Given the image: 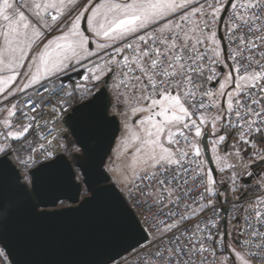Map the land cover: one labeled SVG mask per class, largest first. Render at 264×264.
Returning <instances> with one entry per match:
<instances>
[{
	"label": "snow or ice",
	"instance_id": "snow-or-ice-1",
	"mask_svg": "<svg viewBox=\"0 0 264 264\" xmlns=\"http://www.w3.org/2000/svg\"><path fill=\"white\" fill-rule=\"evenodd\" d=\"M105 88L144 114L124 125L118 179L143 228L100 186ZM63 153L90 193L72 214L95 210L103 239L64 264H264V0H0V264H35L30 223L64 215L38 209L76 202Z\"/></svg>",
	"mask_w": 264,
	"mask_h": 264
},
{
	"label": "water",
	"instance_id": "water-1",
	"mask_svg": "<svg viewBox=\"0 0 264 264\" xmlns=\"http://www.w3.org/2000/svg\"><path fill=\"white\" fill-rule=\"evenodd\" d=\"M81 29L83 31H86V21L81 22ZM218 38L221 39L222 46L224 47L222 25L220 26L218 31ZM103 91L106 97L105 102L107 104L106 118L110 123L108 125V133L102 140L101 148L103 163L100 166V171L103 172L104 176L106 177V183H101L100 186L110 187L114 192L119 194L127 205L128 212L133 215L138 221L137 217L127 204L125 198L120 193L117 186L113 182H111L110 176L104 168L105 162L109 157L115 140L119 134L120 122L117 116L110 114L109 112L111 102L107 88L103 89ZM86 101L87 99L81 103H84ZM65 135H68L69 139H72L71 135L68 132ZM203 145V153L207 161L209 170L213 171L216 177V170L214 168L209 151L208 138L203 141ZM93 146L95 147V145ZM63 155L68 160L69 167L72 168V171L74 173L73 184H75L76 188H78V192L76 191V189H72L69 192L60 194L69 196L74 195L76 202L72 203L68 199H63L60 201H65L68 205L58 207V203L60 201H57L54 206L49 204L46 207H41L38 209V211L48 213L63 212L64 215H58L52 218H41L30 223L29 244L26 249L25 258L35 262V264H64V262L98 258L102 252V220L98 216L96 211L85 210L80 214H72V210L78 208L82 201L88 199L90 197V193L87 191V185L83 183V177L79 173V170L75 168V166L72 164L71 159L66 154L63 153ZM74 155H78V153H74ZM77 173H79L81 177L80 180L77 179ZM83 191L86 194L84 196H81ZM43 195L44 193H42V196ZM226 212L227 207H225V211H222L223 216L225 217ZM130 243H134V241H130ZM126 253L128 252H124V254Z\"/></svg>",
	"mask_w": 264,
	"mask_h": 264
},
{
	"label": "rangeland",
	"instance_id": "rangeland-1",
	"mask_svg": "<svg viewBox=\"0 0 264 264\" xmlns=\"http://www.w3.org/2000/svg\"><path fill=\"white\" fill-rule=\"evenodd\" d=\"M86 28H87V24H86ZM82 30V29H81ZM224 28L222 25V32H223ZM92 50L95 51V45H91ZM101 55H103V53H101ZM93 59H98L97 57H93ZM224 72H227V68H223ZM66 78V77H65ZM73 78L76 79V74H73ZM218 87V85L216 86ZM108 90V89H107ZM96 90L93 89V92H95ZM109 96H110V109L109 112L110 114H113L115 116H117V118L119 119L120 122V130H119V134L115 140L114 146L112 148V151L109 155V157L107 158L104 168L106 170V172L108 173V175L110 176V180L111 182H113L116 186H118L122 191V187L121 185L118 183V179L121 176V170L122 167H124L125 165L131 163V157L128 155V152L125 150L126 146L124 144L121 143V138L124 135V125L127 122L130 126L133 125V122L138 120L140 118V116L144 115L143 113L137 115V116H133L131 113V110L125 106H121L119 107V109L115 106V101L113 98V95L111 93L110 90H108ZM89 98V97H88ZM130 142H131V138H129ZM130 151V150H129ZM232 149L228 148V152H231ZM69 152H71L72 154L76 153L73 149H69ZM117 153H120L119 156H117ZM68 156V153H64ZM225 153L222 151L221 155H224ZM69 157V156H68ZM237 163L239 164L240 161H233V160H229V163ZM244 163H248L247 160L244 161ZM214 167L216 170V179L219 181L221 179V173L219 172V169L217 168L216 163H214ZM109 169H112L111 171ZM239 171L243 172V168L238 169ZM210 171V170H208ZM230 172H226L223 175L225 177H227L228 175H230ZM77 179L80 180L81 177L79 175V173H77ZM86 193L83 191V194L81 196H84ZM68 205V204H67Z\"/></svg>",
	"mask_w": 264,
	"mask_h": 264
},
{
	"label": "built area",
	"instance_id": "built-area-1",
	"mask_svg": "<svg viewBox=\"0 0 264 264\" xmlns=\"http://www.w3.org/2000/svg\"><path fill=\"white\" fill-rule=\"evenodd\" d=\"M222 33H223V37H224V30H223ZM223 43H224V47H225V50H226L227 45H226V43H225L224 41H223ZM222 71H223V68H222ZM75 80H76V79L73 78V81L70 82V81H68L67 78H64V83L67 85V84H69V83H74ZM216 86H217V85H215V87H216ZM86 99H88L87 96H85L84 100H80L79 103L85 101ZM60 124H61L60 121H56V128L53 129V135H55V134H56V131H58V129H59V127H60ZM64 134H67V129H66V128H65V132H64ZM35 135L37 136V138H39V132H37ZM49 139H51V137H49ZM41 142H42V143H46L45 141H41ZM231 143H232V142H231ZM58 154H60V153H58ZM203 158L205 159L204 153H203ZM205 170H206V171L209 170L206 159H205ZM250 184H255V181H251ZM117 188H118V190L120 191V193L123 195V197L125 198V200H126L127 204L129 205V207H130V208L132 209V211L134 212V214H135V216L137 217L138 221H140V224H141V226H142V228H143V227H144V225H143V221H142V219H141V217H140V215H139L138 210L132 205V203H131L130 201H128L126 195L124 194V191H122L118 186H117ZM230 198H231V197H230ZM225 207H227V212H226V216H227L229 213H231V211H232V206H231V204H228V205H226ZM221 215L223 216V213H221ZM228 225H229V224H228ZM228 225H227V227H226V230L228 229ZM146 235H150V234L146 233ZM233 235H235V234L233 233ZM145 243H147V241H145ZM133 255H134V253H129V252H128V253L124 254V259H129V260H131ZM114 264H123V261H122L121 257L117 258V260L114 262Z\"/></svg>",
	"mask_w": 264,
	"mask_h": 264
},
{
	"label": "flooded vegetation",
	"instance_id": "flooded-vegetation-1",
	"mask_svg": "<svg viewBox=\"0 0 264 264\" xmlns=\"http://www.w3.org/2000/svg\"><path fill=\"white\" fill-rule=\"evenodd\" d=\"M228 144H229V145L231 144V140L228 141ZM208 146H209V151H210L211 159H212V162H213V165H214L215 160H214L213 153L211 152L210 135H209V137H208ZM224 147H225L224 145H221V149H223ZM221 153H222V151H221ZM221 153H220V154H221ZM208 168H209V167H208ZM214 168H215V167H214ZM216 174H217V173H216ZM250 183H251V181H250Z\"/></svg>",
	"mask_w": 264,
	"mask_h": 264
},
{
	"label": "trees",
	"instance_id": "trees-1",
	"mask_svg": "<svg viewBox=\"0 0 264 264\" xmlns=\"http://www.w3.org/2000/svg\"><path fill=\"white\" fill-rule=\"evenodd\" d=\"M82 194H83V192H82ZM67 205V203L65 202V201H60L59 203H58V207H62V206H66ZM231 228V225L229 224L228 225V229H230ZM227 229V230H228Z\"/></svg>",
	"mask_w": 264,
	"mask_h": 264
}]
</instances>
